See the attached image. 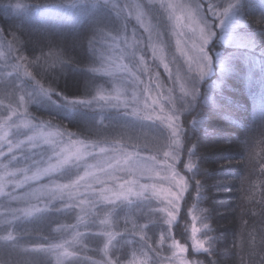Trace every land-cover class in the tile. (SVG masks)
I'll use <instances>...</instances> for the list:
<instances>
[{"label":"snow or ice","instance_id":"obj_1","mask_svg":"<svg viewBox=\"0 0 264 264\" xmlns=\"http://www.w3.org/2000/svg\"><path fill=\"white\" fill-rule=\"evenodd\" d=\"M157 7L160 15L166 17L171 37L175 39L176 52L187 66L184 75L180 74L179 69L176 74L179 104L174 89H167V94L161 91L159 96L153 95L151 84L156 83L158 89H162V85L158 82V76L153 77L149 72L143 54L137 53L136 49L142 41L134 39L130 42L126 35L121 36L122 33L126 34L129 17L134 14L136 21L147 33L153 58L160 60L171 79L172 71L164 55L168 46L165 33L160 30L159 24H152L149 19L152 9ZM35 9L43 19L51 18V12L55 10L75 9L86 17L85 22L93 35L104 33L105 30L115 31L112 46L119 47V40L123 38L125 47L121 50L119 60L110 58L109 61H101L99 66L89 67L88 71L92 75L87 78L82 94L68 96L51 84L46 87L33 76L29 69L40 57L29 61L22 54L25 42L17 32L5 33L0 27V59L4 61L5 69H11L7 76H14L19 82L14 84L12 92L6 93L11 97L18 94V99L15 103L9 100L5 107L6 115L0 113V197L9 204L17 205L0 213L4 217L0 220V232L3 233L0 234V248L7 250L10 257L16 254L15 259L0 257V264H31V253H43L51 257L54 264H78L77 245L86 234L79 228L84 226L87 229L89 225L96 224L97 219L99 230L91 232V235L103 238V246L98 249L103 259L93 264H206L199 259H189L186 255L189 251L187 240L181 243L171 235L181 211V202L192 180H195L198 198L202 187L201 180L196 179L198 165L194 157L197 145L193 143L187 147V137L189 132L196 134L199 129L210 126L214 115H224L223 106L205 93L203 88L208 84L210 92L222 95L227 86L225 76L232 71L231 62L235 52H229L228 55L216 52L213 56L212 46L216 43L241 53L250 82L252 73L258 67L259 85L264 90V56L258 59L255 55L258 46L256 32L248 22L249 17L259 11L256 23L264 26V0H259L258 5L247 3L246 0H147V5L128 2L121 4L118 0H59L58 3L37 4ZM3 10L7 14L18 15H27L31 11L20 0L14 4L9 0ZM259 40L264 45V28L259 33ZM51 46L50 41V51L45 54L46 57L57 55L53 66L56 63L63 66L62 54L53 53ZM88 51H95L93 39H88ZM125 56L129 63L124 62ZM141 70L143 75L149 77L147 83L142 79ZM118 73L123 75L117 76ZM97 74L113 79L111 90L106 91L96 85ZM214 75L216 79L213 80L211 78ZM128 83L135 85L130 100L127 96ZM140 85H143L142 91H138ZM141 96L144 97L143 108L140 107ZM202 97L207 105L206 111L198 113L200 118H193L191 127L186 129L183 118L186 113L191 115L195 111ZM161 100L168 102L167 111L160 104ZM33 104L54 113L62 120L79 118L89 129L96 127L95 121L89 116L90 112L96 110L114 109L118 118L126 123H134L128 120L129 117H134L136 121H152L153 124L159 121L163 125L160 137L165 141L161 146L164 159H158L159 153L141 157L139 150L128 152L126 146L118 141L112 143L106 138L92 141L79 138L76 133L66 129L53 130L52 120L37 121L30 115L29 105ZM129 107L131 111H128ZM259 111L260 120L264 122V91L260 95ZM224 118L229 124L236 123L228 116ZM134 147L139 148L138 145ZM244 147L248 165L251 167L254 161L257 162L260 176L264 177V131L259 141L250 144L246 140ZM185 148L187 162L181 160ZM255 148H259V151H255ZM177 163H184L186 174H181L176 167ZM117 172L127 173L130 178L117 182ZM101 176L108 179L104 180ZM44 178L49 182L41 183ZM140 178H144L145 182L140 183ZM109 182L112 183L111 187L103 186ZM161 182H166L167 187H158ZM245 183H248L247 176L242 180V191ZM257 187L260 188L257 203L261 206L260 215L264 218V179L249 183L244 199L249 203L254 201ZM17 190L23 191L18 193ZM153 199L159 205L152 210L155 222L161 225L159 240L153 243L146 232L148 224H139L127 215L123 231L117 230V209L129 207L136 201ZM57 202L61 205L59 208L56 207ZM73 209H79L77 223L61 225L56 229L57 232L70 233L68 238L32 247L22 243L18 224L39 221L53 212L68 213ZM207 212V209L193 204L188 210L191 226L189 229L185 224V233L190 231L188 239L193 254H207L213 257L207 264H219L215 259V241L209 234L212 229L207 222ZM102 213L103 218H99ZM129 223L131 228L128 227ZM244 223L247 224V221ZM165 225L166 228L163 227ZM249 235L251 255H257L256 248L259 246L261 255L258 264H264V226L259 231V244L256 233ZM136 236H139L138 241L134 239ZM118 237L131 249L130 259L122 260L123 253L115 258L110 255L120 252L124 247ZM166 243L170 255L161 257ZM240 264H245L243 257Z\"/></svg>","mask_w":264,"mask_h":264},{"label":"trees","instance_id":"obj_2","mask_svg":"<svg viewBox=\"0 0 264 264\" xmlns=\"http://www.w3.org/2000/svg\"><path fill=\"white\" fill-rule=\"evenodd\" d=\"M16 1L11 0L12 3ZM20 1L34 9L37 4L59 2V0ZM8 2L9 0H0V27L4 29L5 33L17 32V35L25 42L22 54L28 57L29 61H35L37 57H40L29 69L33 76L41 80V83L46 87L51 84L68 96H80L84 91L87 78L92 75L88 69L93 67L95 60H97L96 52L88 51V39H93L95 46L97 34L93 35V31L84 21L86 19L80 21L70 19L37 20L34 15L23 16L24 18H22V15H16V13L7 14L4 12L3 6ZM246 2L249 3L251 0ZM258 19L259 11H256L253 16L249 17L248 22L251 29L256 32L258 46L255 49V55L259 59L264 56V45H261L259 40V33L264 26L256 23ZM50 41L52 42L51 51L62 54L63 66L59 63L53 66V62L57 60V55L46 57L45 54L50 51ZM216 52L221 54L235 52L231 62L232 71L225 76L227 86L224 88L223 94L210 92L208 84L203 86L205 93L223 106L224 115H214L211 125L206 126V129L201 128L196 134L188 133L187 147H191L193 143L197 145L196 157H194L198 165L196 179L201 180L202 187L198 198L195 180H192L181 206L179 220L173 230L178 235L181 229L180 223H184L185 220L191 221L188 210L193 204H197L198 207L208 210L207 222L212 229L209 234L214 238L215 259L219 261V264H240L241 257H243L245 264H254V262L258 264L261 255L259 246L256 248L257 255H251L249 247L251 236L249 233L257 234L259 244V231L264 226L262 224L264 218L260 215L261 206L257 203L260 199V188L257 187L256 199L251 203L244 197L249 183L259 181L264 177L260 176L257 162L254 161L251 167L248 165L244 144L246 140L250 144L259 141L261 133L264 131V122L260 120L259 111L260 95L264 90L259 85L258 67L252 73L251 82L248 80L247 65L240 52L219 43L212 46L213 56ZM216 72H219L218 68ZM211 79H216V76L214 75ZM253 93H255V98ZM206 108L205 99L202 97L195 111L191 115L186 113L184 117L185 128H190L191 120L193 118L199 119L197 114L205 112ZM29 113L42 121L52 120V123L59 128L76 133L80 137L91 140L108 138L106 132H103L105 123L97 122L95 113L92 112L89 113V116L95 121L96 127L91 129L79 118L72 121L62 120L59 116H55L54 113H50L37 105H30ZM224 116L230 117L236 123L229 124ZM255 151L258 152L259 148H255ZM246 176L248 183L243 185L244 191H242V180ZM131 217L133 216L131 215ZM131 217L130 219H132ZM47 220L45 222L42 219L37 223L28 222L23 224L24 227L20 226L18 231L22 233V242L34 245L35 242L42 243L54 239L55 236L51 235V227ZM245 221L247 224L244 223ZM128 227L131 228L130 223ZM84 239L85 248L83 249L94 254L95 245L91 233L85 234ZM120 244L124 245L120 249V252L123 253L122 255L120 253L121 259H130V248L124 244V240H121ZM86 245L90 247L87 249ZM0 249V257L4 259L16 258L15 253L10 257L7 250ZM196 257L205 261L206 264L208 260L213 259L204 253L196 255ZM30 259L31 264H54L43 253H31Z\"/></svg>","mask_w":264,"mask_h":264},{"label":"rangeland","instance_id":"obj_3","mask_svg":"<svg viewBox=\"0 0 264 264\" xmlns=\"http://www.w3.org/2000/svg\"><path fill=\"white\" fill-rule=\"evenodd\" d=\"M118 2L121 4L128 2V3H141L144 5H147V0H118ZM249 3L259 4V0H251V2ZM27 9H30L31 11L28 12L27 15H22V18L26 16L30 17L31 15H34L37 17L35 19L48 20V19L41 18L40 14L34 8L27 6ZM49 19H54V20L70 19L73 21H80V20L86 19V17L83 14L77 12L75 9H70L68 11H64L63 9H60V10H55L51 12V18ZM149 19L151 20L152 24H159L160 30L165 33V41L168 46L165 49L164 55L166 57L165 62L169 64V67L172 71L171 79L169 78V74L168 72L165 71L164 66L163 64H161L160 60L158 58H153L152 50L148 46L147 33H145L144 29L136 21L134 14L129 17L126 34L122 33L121 36L123 37V35H126L130 42L134 39H138L142 41L141 45L136 49L137 53L138 55L143 54L144 59L146 61V66L148 67L149 72L151 73L153 77L158 76V82L160 83V85H162V89H158L156 87V83L151 84V88L153 89V95L159 96L161 91L167 94V89H170V88L174 89V96L177 98V104H179L178 98L180 96V92H179V84L176 83V74H177V70L179 69L180 74L184 75L186 73L187 66L184 63V60L180 56V54L176 52L175 39L171 37V33L167 26L166 17H162L160 15L158 7L152 9L151 16L149 17ZM115 35H116L115 31H109V30H105L104 33H97L96 42H95V52H96L97 60H95L94 66H99L101 61H109L110 58L119 60L121 56V50L125 47V45H124L123 38H121L119 40V47L112 46L113 45L112 37ZM223 55H228V54L225 53ZM124 62L129 63V59L127 56H125ZM3 65H4V61L0 59V105H2L0 106V113L6 115L7 112L5 111V107L9 103V100L11 99L12 102L15 103L16 100L18 99V94L15 97H11V96H7L6 93L12 92L14 90V84L19 83V82L15 80L14 76L12 77L7 76V72H10L11 69L10 68L5 69ZM120 75H123V74H120V73L117 74V76H120ZM141 75H142V79L144 80V82L147 83L149 80L148 75H143L142 70H141ZM95 83L97 86L103 87L106 91L111 90L113 87V79L111 77L102 76L100 74L96 75ZM126 87L128 89L127 96L130 100V97L132 95V91L135 85L128 83ZM142 89H143V85H140V88L138 91H142ZM148 102L151 103V101H148ZM160 104H163L165 106V110L167 111L169 107L168 102L166 100H161ZM143 105H144V97L141 96L140 97V107L143 108ZM28 110H30V105H29ZM121 111H123V109H121ZM128 111H131V107L128 108ZM158 112H159V107H157V113ZM94 113H95L97 122L105 123L106 126L104 127L103 132H106V135H108L107 136L108 138L106 139L109 142L115 143L118 141L121 144H124L126 146V151L128 152H135L139 150L141 157H147V156L156 155L157 153H159L158 159L159 160L164 159L161 146L165 143V141L160 137V130L163 128V125H161L159 121H156L155 124H153L152 121H147V120L136 121L134 117H129L128 120H131L134 123H126L125 120L118 118L117 112L114 109H106L103 111L96 110ZM36 120L42 121L39 119H36ZM57 128L59 127L53 124V130ZM59 129L63 130L61 128ZM105 129H107V131H105ZM77 137L84 138L80 136H77ZM65 139H67V137H65ZM88 140H91V139H88ZM101 140H104V139H101ZM92 141H96V140H92ZM134 145H138L139 148L138 149L135 148ZM181 160L183 162H187V150L186 149L181 156ZM89 162L94 163L95 161H89ZM176 167L181 172V174H186L187 170L184 167V163H177ZM80 174L81 175L83 174V170H81ZM115 175L118 177L117 182H123V180L130 178L127 173H123V172H117L115 173ZM72 178L74 179L75 176H73ZM101 178L104 180L108 179L107 177H103V176H101ZM48 182L49 181L47 180V178H44L41 181V183H48ZM60 182H66V181H60ZM144 182H145L144 178H140V183H144ZM148 182L152 183V181H148ZM103 186L111 187L112 183L109 182ZM157 186L167 187V183L161 182V183H158ZM95 187H100V186L96 185ZM22 191L23 190H17L18 193ZM187 193L188 192L185 193L184 199ZM183 201L181 202V206L183 204ZM16 206L17 205L15 203L9 204V202L6 199L0 197V213L7 212V210L10 207H16ZM60 206L61 205L57 202L56 207L59 208ZM158 206L159 205L157 204V201L155 199L151 201H136L133 205L129 207L122 206L120 209H117V213H118L116 217V219L118 220L117 230L122 232L124 229V225H125V216L127 215L130 218L132 215L133 217L131 218L135 219L136 222H138L139 224H146V223L148 224V228L146 229L147 235L151 237L152 242L155 243V241L159 240L161 225L155 222V215L153 214L152 210ZM78 214H79V209H73L71 212H68V213L53 212L52 214L47 215V218L44 217L43 221L46 222V220L48 219L47 222L49 223V226L51 227V235H54L55 237L52 240H47L46 242H42V243L39 242V243L47 244L51 242H59V240L62 238H68L70 233L57 232L56 229L61 225L76 224ZM179 215H178L177 222L179 220ZM3 218H4L3 216H0V220H2ZM99 218H103V213L100 215ZM150 220L152 222H149ZM39 221H32L29 223H37ZM25 223L27 224L28 222H25ZM23 224H18L17 230H19L18 228L20 226L24 227ZM180 224H181V229L178 232V235L173 230L176 224H174L173 226L171 235L176 240H179L181 243H184L185 240H187V246L189 247V251L188 253H186V255L189 257V259H198L196 255L193 254L191 247H190L191 241L190 239H188V237L190 236V231L187 234L185 233V224H187L190 229L191 221L185 220L184 223L181 222ZM163 227L166 228L167 226L165 225ZM79 230L82 233H86V234L94 232V231H98L99 230L98 219H97L96 224L89 225L87 229L84 226H80ZM0 234H3V233L0 232ZM134 239L138 241L139 236L134 237ZM118 240L121 241L123 239H120L118 237ZM84 241L85 239L83 238L81 243L77 245L78 264H93L94 261L102 260L103 254L99 252L98 249L103 246V242H104L103 238L93 237V243L95 245L94 246L95 251H93L94 254H90L87 250L85 251L83 249L85 248ZM39 243L35 242L34 245H39ZM24 244L28 247L34 246L31 244H26V243ZM89 247H90L89 245L88 246L86 245L87 249ZM167 247H168V244L166 243L164 246L165 250L161 252V257L170 255V252L167 251ZM120 253L121 252H113V253H110V255L113 254L112 257L115 258L117 255H120ZM48 258L53 261L51 257H48Z\"/></svg>","mask_w":264,"mask_h":264},{"label":"bare ground","instance_id":"obj_4","mask_svg":"<svg viewBox=\"0 0 264 264\" xmlns=\"http://www.w3.org/2000/svg\"><path fill=\"white\" fill-rule=\"evenodd\" d=\"M35 18H36V16H35ZM38 20V19H37ZM52 20V19H51Z\"/></svg>","mask_w":264,"mask_h":264}]
</instances>
